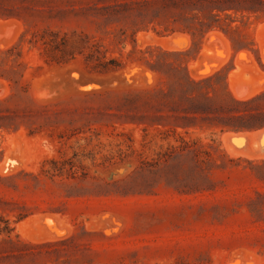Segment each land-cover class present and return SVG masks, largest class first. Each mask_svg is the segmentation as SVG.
Returning a JSON list of instances; mask_svg holds the SVG:
<instances>
[{
    "label": "rangeland",
    "instance_id": "rangeland-1",
    "mask_svg": "<svg viewBox=\"0 0 264 264\" xmlns=\"http://www.w3.org/2000/svg\"><path fill=\"white\" fill-rule=\"evenodd\" d=\"M108 2L0 0V52L21 53L27 88L3 106L21 117L0 132V219L12 229L0 235V264H264V129L153 123L144 101L159 77L136 54L188 51L191 78L220 72L246 100L264 92V19L193 40L103 22L92 8ZM45 30L84 34L124 65L98 73L80 55L48 61L29 43ZM9 92L0 80V100ZM173 130L212 145L209 156L164 161ZM51 159L62 169L46 174Z\"/></svg>",
    "mask_w": 264,
    "mask_h": 264
},
{
    "label": "trees",
    "instance_id": "trees-1",
    "mask_svg": "<svg viewBox=\"0 0 264 264\" xmlns=\"http://www.w3.org/2000/svg\"><path fill=\"white\" fill-rule=\"evenodd\" d=\"M92 9L103 22H129L134 33L149 30L158 35L182 33L193 40L202 39L212 31L228 36L239 34L241 26L246 27L251 18L264 19V0H113L102 6L95 4ZM42 34L29 43H39L48 61L61 64L80 55L98 73L114 72L124 65L119 59L107 58L102 46L84 34L68 36L47 30ZM239 44L240 40H234V48H239ZM136 54L137 61L159 77V87L148 92L144 101L157 113L153 123L174 128L205 123L219 128L220 132L264 129V92L237 100L227 90L220 72L199 80L191 78L184 61L188 51L169 52L147 47L137 50ZM20 57L21 53H15L14 48L0 52V80L6 81L10 89L0 100V132L16 131L20 123L19 114L3 108L10 100L26 97ZM171 137L172 142L169 134L161 138L167 144L166 152L161 155L164 161L185 154L199 161L201 156H209L206 146L213 148L197 139L186 140L174 130ZM47 163L51 167L44 170L46 174L62 169L58 161L51 159L44 162ZM11 230L8 222L0 219V235H9Z\"/></svg>",
    "mask_w": 264,
    "mask_h": 264
},
{
    "label": "bare ground",
    "instance_id": "bare-ground-1",
    "mask_svg": "<svg viewBox=\"0 0 264 264\" xmlns=\"http://www.w3.org/2000/svg\"><path fill=\"white\" fill-rule=\"evenodd\" d=\"M9 23H10V22H7V24H9ZM2 24H3V23H2ZM8 26H9V25H8ZM261 26H262V25H261ZM212 33H213V32H212ZM210 35H211V34H209V36H210ZM180 36H181V34H180ZM209 36H207V37H209ZM140 37H141V35H140ZM182 37H185V36H182ZM207 37H206V39H207ZM217 37H218V36H217ZM178 38H179V37H178ZM209 38H210V37H209ZM219 38H220V37H219ZM166 39H167V38H166ZM169 39H170V37H169ZM169 39H168V40H169ZM186 39H187V38H185V40H186ZM220 39H221V38H220ZM187 40H188V39H187ZM169 41H170V40H169ZM162 42H163V39H162ZM162 42H161V43H162ZM222 42H223V39H222ZM224 43H225V42H223V44H224ZM224 45H225V44H224ZM204 46H205V45H204ZM163 47H164V46H163ZM210 47H211V46H210ZM210 47H207V50H209ZM204 48H205V47H204ZM204 48H203V49H204ZM205 51H206V48H205ZM207 52H208V51H207ZM204 53H205V52H204ZM212 53H213V52H212ZM244 54H245V53H244ZM201 55H202V52H201ZM201 55H200V56H201ZM225 55H227V54L225 53ZM246 56H247V55H246ZM203 57H204V56H203ZM199 58H201V57H199ZM244 58H245V57H244ZM244 58H243V59H244ZM214 60H215V59H214ZM236 60H237V59H236ZM202 61H203V60H202ZM209 61H210V60H209ZM237 61H238V60H237ZM212 62H213V59H212ZM221 62H222V61H221ZM239 62H240V61H239ZM239 62H238V63H239ZM210 63H211V62H210ZM200 64H201V62H200ZM212 66H213V65H212ZM199 67H200V66H199ZM194 69H195V68H194ZM198 69H199V68H198ZM199 70H200V69H199ZM198 72H199V71H198ZM148 73H149V72H148ZM232 74H234V72H233ZM73 76H74V75H73ZM203 76H204V75H203ZM234 76H235V75H234ZM234 76H233V78H232L233 80H235V79H234ZM237 76H238V75H237ZM201 77H202V76H201ZM230 78H231V77H230ZM236 78H237V77H236ZM239 78H240V77H239ZM247 79H249V78H247ZM231 81H232V80H231ZM235 81H236V80H235ZM235 81H234V82H235ZM242 81H243V80H242ZM246 81L248 82V80H246ZM247 82H246V83H247ZM240 83H241V82H240ZM243 83H244V82H243ZM243 83H242V84H243ZM246 83H244V84H246ZM230 84L233 85L232 82H231ZM247 84H248V83H247ZM249 84H252V85H253V83H251V82H250ZM37 86H38V85H37ZM253 87H254V85H253ZM254 88H255V87H254ZM250 90H252V89H250ZM256 90H257V89H256ZM73 91H74V90H73ZM231 92H232V91H231ZM250 92H251V91H250ZM64 94H65V93H64ZM248 94H249V93H248ZM254 94H255V93H254ZM249 95H250V94H249ZM1 96H2V95H1ZM62 96H64V95H62ZM246 97H247V96H246ZM56 99H57V98H56ZM239 100H240V99H239ZM53 101H54V100H53ZM258 133H260V132H258ZM248 136H249V135H248ZM225 141H226V140H225ZM254 141H256V138L254 139ZM250 144H251V143H250ZM249 147H250V146H249ZM249 147H248L247 149H249ZM256 147H257V145H256ZM249 150H250V149H249ZM247 151H248V150H247ZM237 152H238V150H237ZM240 152H242V151L240 150ZM244 152H246V151H244ZM242 153H243V152H242ZM247 153H249V152H247ZM235 263H236V262H235Z\"/></svg>",
    "mask_w": 264,
    "mask_h": 264
}]
</instances>
